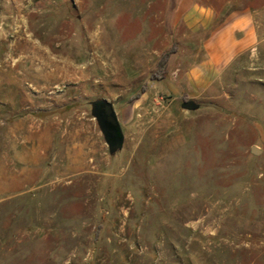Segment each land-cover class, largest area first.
Returning a JSON list of instances; mask_svg holds the SVG:
<instances>
[{"label": "rangeland", "instance_id": "1", "mask_svg": "<svg viewBox=\"0 0 264 264\" xmlns=\"http://www.w3.org/2000/svg\"><path fill=\"white\" fill-rule=\"evenodd\" d=\"M246 3L259 47L198 95L166 89L193 49L169 30L207 0H0V264H264V0Z\"/></svg>", "mask_w": 264, "mask_h": 264}, {"label": "crops", "instance_id": "2", "mask_svg": "<svg viewBox=\"0 0 264 264\" xmlns=\"http://www.w3.org/2000/svg\"><path fill=\"white\" fill-rule=\"evenodd\" d=\"M182 1L165 0V14L179 8ZM246 2L207 0L205 5H187L181 19L169 31L182 27L187 33L185 38L192 44V58L184 75L179 73L180 69L171 73L172 86L162 83L168 92L178 94L187 87L200 95L240 57L259 47L262 39L257 13ZM181 79L186 85H181ZM184 94L182 91L181 96Z\"/></svg>", "mask_w": 264, "mask_h": 264}, {"label": "water", "instance_id": "3", "mask_svg": "<svg viewBox=\"0 0 264 264\" xmlns=\"http://www.w3.org/2000/svg\"><path fill=\"white\" fill-rule=\"evenodd\" d=\"M89 105L90 114L102 134L108 153L114 156L122 150L125 137L113 104L105 99H96L90 101ZM181 107L187 111H195L199 108V104L193 100H186L182 102ZM251 153L257 155L259 151L252 148Z\"/></svg>", "mask_w": 264, "mask_h": 264}, {"label": "trees", "instance_id": "4", "mask_svg": "<svg viewBox=\"0 0 264 264\" xmlns=\"http://www.w3.org/2000/svg\"><path fill=\"white\" fill-rule=\"evenodd\" d=\"M165 77H166V71H165L164 68H161L160 71H158V72L155 73V74H152L150 78H151L152 80H154V79H159V80H161V79H163V78H165ZM181 98L184 99V101L187 100V98H186L185 95H182Z\"/></svg>", "mask_w": 264, "mask_h": 264}]
</instances>
